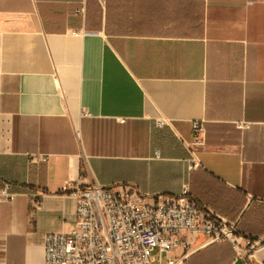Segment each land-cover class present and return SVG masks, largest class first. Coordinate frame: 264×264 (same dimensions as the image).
Masks as SVG:
<instances>
[{"label":"crops","instance_id":"obj_1","mask_svg":"<svg viewBox=\"0 0 264 264\" xmlns=\"http://www.w3.org/2000/svg\"><path fill=\"white\" fill-rule=\"evenodd\" d=\"M92 181L188 185L264 238V0H0V264H43L46 235L74 227L71 189ZM185 252L247 264L204 235Z\"/></svg>","mask_w":264,"mask_h":264},{"label":"built area","instance_id":"obj_2","mask_svg":"<svg viewBox=\"0 0 264 264\" xmlns=\"http://www.w3.org/2000/svg\"><path fill=\"white\" fill-rule=\"evenodd\" d=\"M165 123L159 120L157 125ZM193 130L190 169L200 166L193 146L205 142L203 123L195 121ZM10 187L5 184L0 200L11 197ZM69 194L77 201L74 227L69 232L46 235L43 264H153L162 262L163 254L165 264H180L173 253L179 247L188 252L192 239L199 235L210 242L232 243L246 263L253 264L255 251L264 243V238L242 234L239 220L227 219L201 205L188 185L178 195H148L134 185L105 186L92 181L76 185ZM156 250L158 258L153 255Z\"/></svg>","mask_w":264,"mask_h":264},{"label":"rangeland","instance_id":"obj_3","mask_svg":"<svg viewBox=\"0 0 264 264\" xmlns=\"http://www.w3.org/2000/svg\"><path fill=\"white\" fill-rule=\"evenodd\" d=\"M153 255L158 258L159 257V253L158 251L156 250ZM166 263V255L163 254V259H162V262H160L159 260L156 262V263H153V264H165Z\"/></svg>","mask_w":264,"mask_h":264},{"label":"water","instance_id":"obj_4","mask_svg":"<svg viewBox=\"0 0 264 264\" xmlns=\"http://www.w3.org/2000/svg\"><path fill=\"white\" fill-rule=\"evenodd\" d=\"M263 242H264V240L261 241V243H263Z\"/></svg>","mask_w":264,"mask_h":264}]
</instances>
